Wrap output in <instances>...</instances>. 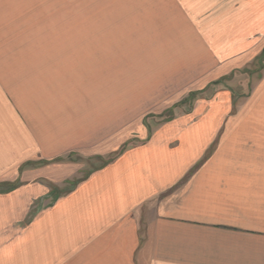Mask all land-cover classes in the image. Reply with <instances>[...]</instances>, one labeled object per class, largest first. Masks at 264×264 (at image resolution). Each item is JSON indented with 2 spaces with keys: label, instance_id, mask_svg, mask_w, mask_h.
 Instances as JSON below:
<instances>
[{
  "label": "crops",
  "instance_id": "crops-1",
  "mask_svg": "<svg viewBox=\"0 0 264 264\" xmlns=\"http://www.w3.org/2000/svg\"><path fill=\"white\" fill-rule=\"evenodd\" d=\"M54 69L15 121L0 88V172H17L0 184L21 181L0 191V264H264V83L250 110L198 124L175 147L141 130L143 145L80 178L84 164L56 159H103L126 138L110 137L91 85ZM53 193L12 229L14 203Z\"/></svg>",
  "mask_w": 264,
  "mask_h": 264
},
{
  "label": "rangeland",
  "instance_id": "rangeland-1",
  "mask_svg": "<svg viewBox=\"0 0 264 264\" xmlns=\"http://www.w3.org/2000/svg\"><path fill=\"white\" fill-rule=\"evenodd\" d=\"M51 67L91 85L93 100L106 101L110 137L126 138L103 159L80 150L56 159L84 164V178L98 163L143 145L144 130L175 147L198 124L250 110L264 83V0H0V88L13 110L6 121L20 119L16 104L26 111L36 103L35 86L47 82ZM76 92L80 100L82 88ZM15 174L0 172V183ZM20 184H0V191ZM52 196L14 203L20 219L12 229Z\"/></svg>",
  "mask_w": 264,
  "mask_h": 264
}]
</instances>
